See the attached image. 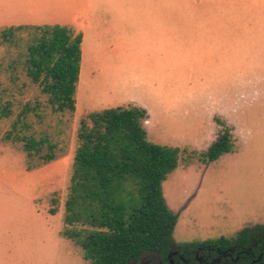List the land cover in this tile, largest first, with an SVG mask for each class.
<instances>
[{
    "label": "rangeland",
    "instance_id": "374dc122",
    "mask_svg": "<svg viewBox=\"0 0 264 264\" xmlns=\"http://www.w3.org/2000/svg\"><path fill=\"white\" fill-rule=\"evenodd\" d=\"M151 1L142 0L135 18L126 0L132 25L109 40L84 42L96 69L86 72L83 64L73 113L53 112L28 78L30 32L0 44V104L12 110L0 120V136L30 105L35 111L21 132L49 138L57 155L41 164L21 144L0 140V264H89L62 235L65 202L79 126L112 108L148 107V140L181 150L177 169L162 184L169 210L178 215L176 244L230 238L264 224V0H168L166 12ZM25 2L0 0V24L30 25ZM38 4L29 10L34 25L41 21ZM107 41L117 52L100 54ZM219 121L232 123L234 149L204 163L200 154L215 140Z\"/></svg>",
    "mask_w": 264,
    "mask_h": 264
},
{
    "label": "trees",
    "instance_id": "16d2710c",
    "mask_svg": "<svg viewBox=\"0 0 264 264\" xmlns=\"http://www.w3.org/2000/svg\"><path fill=\"white\" fill-rule=\"evenodd\" d=\"M22 31L34 38L27 50L28 78L47 96L53 112L73 113L82 35L61 25L11 26L0 29V44L11 43ZM33 111L35 107L26 105L0 140L21 144L29 158L47 164L57 158L56 144L21 132L23 127L28 129L25 118ZM11 113L9 103L0 104V120ZM146 119L144 108L119 107L92 113L79 126L62 235L82 249L89 264H129L142 254L163 252L176 244L173 232L178 215L169 210L162 184L177 169L181 150L150 142L143 126ZM219 123L215 140L200 154L204 163L234 149L231 127ZM201 244L242 245L255 257L246 264L261 254L259 263L264 264V224L245 227L234 237L186 246Z\"/></svg>",
    "mask_w": 264,
    "mask_h": 264
},
{
    "label": "crops",
    "instance_id": "0c3cea01",
    "mask_svg": "<svg viewBox=\"0 0 264 264\" xmlns=\"http://www.w3.org/2000/svg\"><path fill=\"white\" fill-rule=\"evenodd\" d=\"M24 1V0H23ZM67 1V0H66ZM65 1V3H66ZM77 0H69L65 5V9H61L59 6L61 5V0H26L25 4H23V9L27 13L26 20H29L30 25H34L35 21H32L29 16V10H32L34 4L37 2L39 3L38 6L43 8L40 12L39 17L41 21L38 22L40 25H61L69 27L73 33L81 34L82 35V43H81V67H80V74H79V81L80 77L83 72V64H85V70H94L96 68L91 69V58L89 53L86 51L84 55L83 45L84 42L89 38H95L96 40H109L114 35H118L120 32H125L127 28V24L132 25V19L127 18L126 11H127V4L126 0H91L93 1L92 5L89 3L90 0H81V2H76ZM50 3L51 8L50 10H45V3ZM56 4H58L56 6ZM155 8L161 7L162 10L167 11L168 8V0H152L150 2ZM105 5L108 7V12L104 11ZM142 5V0H129L128 9L129 11L133 8V13H136V8ZM69 7V8H67ZM41 10V9H40ZM163 21L168 22V15L161 16ZM134 18V19H135ZM128 19V20H127ZM129 25V26H130ZM134 25V21H133ZM11 26H26V25H3L0 24V29L11 27ZM128 26V27H129ZM108 42V41H107ZM113 46L109 45V42L106 45L105 50H101L100 54H106L109 52H117L116 49L112 51ZM99 53V52H96ZM99 56V54H98ZM100 62L103 63L104 61L100 58ZM104 68V67H103ZM129 69V68H128ZM93 75V73H92ZM78 81V82H79ZM127 82L123 80V85ZM134 102V101H133ZM133 107H141L144 108L147 112V119L144 122L145 125H149L152 119V113L143 105H135ZM230 123V127L232 129V133L234 134L235 129ZM148 139V135H147Z\"/></svg>",
    "mask_w": 264,
    "mask_h": 264
},
{
    "label": "flooded vegetation",
    "instance_id": "af4514ba",
    "mask_svg": "<svg viewBox=\"0 0 264 264\" xmlns=\"http://www.w3.org/2000/svg\"><path fill=\"white\" fill-rule=\"evenodd\" d=\"M138 260L129 264H246L254 255L242 245L232 247L211 246L201 244L195 247L172 245L166 251H151L142 254ZM263 254L251 264H260Z\"/></svg>",
    "mask_w": 264,
    "mask_h": 264
}]
</instances>
